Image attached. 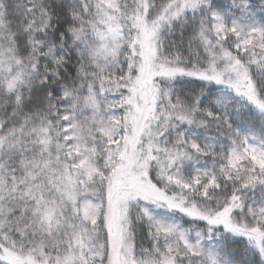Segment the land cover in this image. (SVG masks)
<instances>
[{"label":"snow or ice","instance_id":"1","mask_svg":"<svg viewBox=\"0 0 264 264\" xmlns=\"http://www.w3.org/2000/svg\"><path fill=\"white\" fill-rule=\"evenodd\" d=\"M0 264H264V0H0Z\"/></svg>","mask_w":264,"mask_h":264}]
</instances>
